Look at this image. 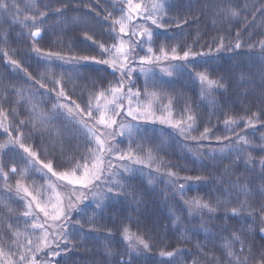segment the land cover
I'll list each match as a JSON object with an SVG mask.
<instances>
[{
	"label": "trees",
	"instance_id": "16d2710c",
	"mask_svg": "<svg viewBox=\"0 0 264 264\" xmlns=\"http://www.w3.org/2000/svg\"><path fill=\"white\" fill-rule=\"evenodd\" d=\"M5 2L12 7L0 9V254L8 260V255L14 259L21 253L27 255L25 247L18 246L19 237L15 238L22 225L27 228V222L20 220L23 204L17 183L42 188L45 175L37 174L42 163H51L57 173L73 172L78 163L84 164L94 145L89 144L81 122L92 117L82 114L76 105L85 109L90 95H98L120 76L106 64L81 61L76 65L57 57L99 58V45L114 43L109 12L113 17L121 13L119 0ZM157 2L164 5L162 27L150 21L143 25L153 32V52H147L145 43L137 48L136 57L155 55L161 61L139 65L133 60L129 65L131 83L125 85V90L140 91V104L155 94L151 106L154 121H127L125 115L108 131L135 125L131 137L116 135L108 140L116 151L131 149L143 163L106 156L104 166L111 159L114 179L122 190L107 193V180L90 185L68 217L67 241L59 243L58 252L50 247L36 256L41 262L53 250L58 255L46 258L48 264H227L223 245L235 233L244 245L242 252L240 243L232 246L236 253L232 264H260L264 214L250 210L264 206V49L259 46L264 41V15L258 11L264 10V0ZM245 5L246 10L240 11ZM231 6L239 12L235 17L227 11ZM39 12L46 13L43 31L41 37L33 38L30 32L35 29L25 25H31V17ZM162 46L167 58L161 55ZM173 48L179 57L189 52L188 58L172 59ZM49 54L50 59L41 58ZM198 73L220 81L223 87L209 89L201 84ZM61 79L67 98L57 95L60 87L56 81ZM95 102L93 99V106ZM166 107L173 120L186 118L184 110L190 109L196 117L193 128L181 133L161 123L170 116ZM226 120L235 123L226 124ZM206 129V138H201ZM17 136L37 154L40 163L23 152L15 142ZM13 167L17 169L14 173ZM168 171L175 176L169 177ZM106 177L113 179L111 174ZM45 179L54 183L53 176ZM231 185L237 191L230 206H216L218 190ZM197 198L217 210L190 209L185 201ZM241 201L249 209L233 216L232 207ZM125 227L148 248L137 245L135 239L130 246L124 239ZM162 252L174 255L162 256Z\"/></svg>",
	"mask_w": 264,
	"mask_h": 264
},
{
	"label": "snow or ice",
	"instance_id": "6c2138e0",
	"mask_svg": "<svg viewBox=\"0 0 264 264\" xmlns=\"http://www.w3.org/2000/svg\"><path fill=\"white\" fill-rule=\"evenodd\" d=\"M120 2V16L113 17V14L109 12V17L112 18V26L111 32L113 33L114 43L110 46H106L105 44H100V57L96 56H88L85 55L83 57H72L71 59H64L63 57H57L64 61V63H74L76 65H80L81 61L86 63H96V64H106L108 65L113 73L119 71L120 76L116 79V82L110 84L107 89L101 91L98 95L89 96V102L85 109H81L80 105H76V109L80 111L82 114L84 112L87 113L89 117L95 118L96 112H99V119H96L95 125L89 126L88 122L82 121L83 127L86 129L84 135L86 136L90 145H94L89 148V155L85 157V162L83 165L77 164L76 170L83 168V173L80 176H76V170H73L71 174L69 173H57L53 170L51 163L41 164L42 168H46L48 172L52 174V176L57 177L60 181H66L68 185H72L73 187L69 190L70 195L76 197V202L81 201L84 197V193H78L76 185H79L81 188H89L90 185L97 186L100 183H104V186L107 188V193H114L118 190H122L123 186L118 185V181L114 179L115 173L112 172L113 167L115 165L112 164L111 159L108 160L107 167L105 164V157H114L116 160H132L134 163H143L134 152L130 149L126 152L116 151V145L109 142L108 137L115 138L116 135H128L131 137L133 135V131L135 130V125H129L127 128L121 125L119 131L113 130L112 132H108L107 129L112 128L113 125L117 124V120L115 117L120 115V112L125 109L124 102L127 101L126 114L131 116L134 120L146 119L149 115H151V106L153 100L157 99L155 94H152V98L146 104H140V96L141 93L139 90L133 91L131 87H128L125 90L126 83H131L132 78V69L129 68V65L133 62V57L138 55L137 48L143 47L145 43H148L147 52L152 53L153 49L151 47L150 42L153 39V32L145 26H138L134 23L136 18H139L143 21H150L151 24L155 25L157 28L162 27L161 16L160 14L164 10V5L162 2H157V0H153V2L149 5L146 3H134L133 0H127V3L124 4L123 0H119ZM238 2V0H237ZM12 5H9L5 2V0H0V9H4L7 11ZM247 5L244 6V9L240 11L246 10ZM228 13L235 17L239 14L237 10H235V6H231L227 9ZM261 12V15H264V10L258 9ZM45 12H39L38 15L33 14L31 25H25L27 27L34 28V31L30 32V36L33 38H39L42 34V23L45 19ZM255 18V16H254ZM131 25V28L129 27ZM118 28V31H117ZM124 37H128L127 40ZM222 43V41H221ZM261 49H264V41L260 42ZM236 47L239 48L240 44L237 43ZM34 51L37 54H40L41 50L39 48H34ZM161 55L164 58H167V52L162 46L160 49ZM173 53L172 59H187L189 56V52H184L183 57H179L175 55L176 49H171ZM7 55V53H5ZM50 59L51 56L49 54L48 57H41ZM160 56L155 55H146L141 56L139 61L137 62L139 65H143L145 63H152L156 60H159ZM15 67L19 68L20 65L16 63V61H12ZM143 70V69H142ZM198 78L201 84H207L208 88H216L223 87V84L217 80H210L209 77L205 73H198ZM56 85L60 87V91L57 93L58 96L67 98V94L63 90L62 79L56 81ZM43 87V85H42ZM101 97H105V103L101 105L99 103ZM93 99L97 101L95 104V110L93 106ZM171 104V101L169 102ZM109 105H112L110 108ZM60 107L63 108L64 105H54V108ZM139 110V111H138ZM71 111V110H70ZM165 111L170 113L168 119H162L161 123H168L173 128H178L181 133H184L193 128L196 117L191 113L190 109H185L186 118H181L178 120H173L171 118V110L166 107ZM24 122L21 121V124ZM226 124L235 123L232 120H226ZM249 123H251L249 121ZM96 125H100L101 127L98 129ZM181 125H186V127H181ZM7 131V129H5ZM207 129L205 133L202 134L201 138H206ZM9 136L12 135L11 132L8 133ZM15 142L20 145V148L24 153H27L33 160L37 163H40L37 154L34 153L30 147L25 146L20 136H17ZM148 159L151 161L152 156L151 153H148ZM127 170V169H126ZM159 171V168L157 169ZM14 173L17 171L15 167L11 169ZM107 174H111L113 179L108 180L106 177ZM167 175L169 177L175 176V173L172 171H168ZM4 178L7 179V173L4 174ZM199 179V178H197ZM173 183H175L173 181ZM115 185L116 187H114ZM17 191L19 192L21 189L26 197H30V201L28 202V207L31 208L33 204H35L36 208L39 212L43 213L44 221L42 222H33L31 227L33 229H41L44 230L46 227L51 228L54 231L51 233L45 232L44 236L40 239V242L36 244L35 251L38 254L42 248L51 247L52 243H56L57 247L59 243H64L68 239V212L64 209L62 201L58 199V204H51V198L45 201L43 199V194L40 190L30 191L28 187H24L17 183ZM51 187V185H50ZM181 189L183 185L180 186ZM220 191V197L216 201V206L220 207H229L231 204V200L233 194L236 193L237 189L235 185H231L228 189L218 190ZM94 196H99L101 200L103 196L98 193H93ZM238 198V197H237ZM76 202L69 201L68 208H74L76 206ZM190 209H199L206 210L208 213H213L217 210L216 206H213L210 202L202 201L201 199H194L190 201H185ZM100 207V204L97 205ZM51 208V211L49 210ZM249 209V205L246 201H241L238 207H232L231 214L233 216L240 215L245 210ZM259 211L264 214V206L259 209H251V212ZM191 214V213H190ZM26 217L32 216L31 211H26L24 213ZM261 219L264 220V215L261 216ZM48 221H52V223H48ZM58 230V231H57ZM261 232L264 233V228L261 229ZM124 239L129 241L131 246V242L135 239L137 245H142L145 249L148 248V244L144 242L143 239L138 237H134V234H129V229L125 227L123 229ZM55 236V241H49V236ZM240 243L241 252L243 251L244 240L241 236L237 234H233L231 239L225 238L224 247L227 249V257L229 258L227 264H232L231 258L236 255L231 249L235 243ZM33 241L29 240V245H32ZM31 251V249H29ZM50 256L54 257L58 255L57 252L52 251L49 253ZM162 256L172 257L174 253L172 252H162ZM20 262L21 264H39V261L36 258V255H32L31 257L21 253L20 254ZM247 257H245V261ZM124 264V262H122ZM260 264H264V254L260 257Z\"/></svg>",
	"mask_w": 264,
	"mask_h": 264
},
{
	"label": "rangeland",
	"instance_id": "374dc122",
	"mask_svg": "<svg viewBox=\"0 0 264 264\" xmlns=\"http://www.w3.org/2000/svg\"><path fill=\"white\" fill-rule=\"evenodd\" d=\"M152 2H153V0H142L140 2H134V3H142V4L143 3H146V4H149L150 5ZM138 19L139 18H136L134 20V23L137 24L138 26H143L145 24V21H142L140 19L138 20ZM129 27L131 28V25H129ZM124 39L127 40L126 37H124ZM139 59H140V57H136V56L133 57V60L134 61H139ZM96 103H97V101L94 103V110H95V104ZM99 103L101 105H103L105 103V97H101ZM124 104H125V109L122 110L120 112V115L117 116V117H115V119L117 121L123 120V119H125V115H126L128 117V118H126L127 121L128 120L134 121V119H132L131 116H128L126 114L127 101H125ZM109 107L111 108L112 105H109ZM151 114H152V112H151ZM96 119H99V112H96L95 118H92V119L89 118V119L85 120V122H88L89 126L95 125ZM139 120L140 121H144V120H153L154 121V118H152V115H149L146 119H139ZM96 127L99 129L101 126L100 125H96ZM115 127H117V124H116ZM107 131H109V129H107ZM78 171L79 172H76L75 173L76 176L82 175L83 169L82 170H78ZM59 173H61V172H59ZM71 173L72 172H69V174H71ZM37 174H38V176H40V175L41 176H44L45 175V177L46 176L52 177V174L50 172H48V170L46 168H42L41 170H38V173ZM21 175H23V174H20L19 176H21ZM45 177H44V180H43V187L42 188H35V187L33 188V186L31 188V186H30L29 187V190L30 191H34V192L36 190H40L42 192V194H43V199L45 201H47V200H49V198H51V204H53V205L58 204L57 197H59V200L62 201L63 207L68 212V217H69L71 211L73 210V208H71V209L68 208L69 201L71 200L73 202H76V197L73 196V195H70V191H69L73 186L72 185H68L66 181H60V180H58L57 177H55V176H53V179L52 180L54 181V183L52 184V182L47 181L45 179ZM50 185H51V187H50ZM63 185L64 186L67 185L66 187H68V188L67 189H63ZM75 187L77 188L78 193H84V195H85L87 188H81L79 185H76ZM65 190L67 192H65ZM19 193H20L18 195L19 198H20L19 200H22V204H23V209L21 211L20 220L23 223L24 222H27V228L25 230L24 228H22L23 227V225H22L21 228H20V231H19L20 234L22 235V237H20V234L18 233L17 235H15V238L16 237H19V240L18 241H20V242H18V244H19L18 246H21V247L24 246L25 247V250L27 251L25 253L29 257H31L32 255L38 256L40 254H43L45 252V250L50 249V248L49 247L48 248H46V247L45 248H42V250L38 254H36V251H35L36 244L40 242V239L44 236L45 232L51 233L54 230L51 229V228H47V227L44 230H41L39 228L33 229L31 227V224L33 222L39 223V222L44 221V215H43V213H41V212L38 211V209L36 208L35 204H33L31 206V208L28 207V202L30 201L31 198L30 197H26L24 195L22 189L20 190ZM77 203L78 202H76V204ZM49 210L51 211V208H49ZM26 211H31L32 216L26 217L24 215V213ZM48 223H52V221H48ZM29 240H32L33 241V244L32 245H29ZM55 240H56V237L55 236H51V235L49 236V241H55ZM51 248L53 250L55 249L57 252L60 250V249H58L59 247H57V244L56 243H52L51 244ZM29 249H31V252L29 251ZM7 255H5V256H7ZM8 256H10V257L8 258V260H6V259H2L3 257L0 254V257H1L0 258V264H21L20 259H19L20 254L18 255L17 259H14L11 255H8ZM46 258L48 259V258H50V256L47 255ZM46 258H45V261H42V262L38 260L39 261V264H48L49 261L46 262Z\"/></svg>",
	"mask_w": 264,
	"mask_h": 264
}]
</instances>
